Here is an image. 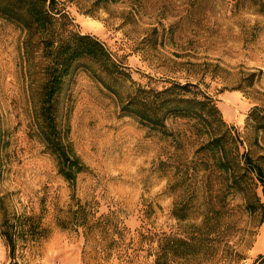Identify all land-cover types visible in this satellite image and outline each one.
Returning <instances> with one entry per match:
<instances>
[{
  "label": "rangeland",
  "instance_id": "rangeland-1",
  "mask_svg": "<svg viewBox=\"0 0 264 264\" xmlns=\"http://www.w3.org/2000/svg\"><path fill=\"white\" fill-rule=\"evenodd\" d=\"M91 1L56 5L74 30L104 42L137 83L191 82L212 97L240 136L236 160L242 165L246 152L264 169V132L245 127L248 111L264 108L261 2L119 0L91 9ZM47 62L36 36L0 15V264H61L52 253L56 242L80 251L84 264H154L157 237H188L191 224L200 223L204 189L183 182L199 186L204 179L201 168L185 170L201 140L184 119L168 118L160 131L123 115L120 98L130 83L113 96L78 70L58 94V127L86 167L71 188L39 137ZM241 189L220 192L217 204L233 215L223 210L214 243L201 249L215 256L200 264H253L264 254V208L254 199L256 193L264 203L261 181L248 173ZM184 201L181 221L173 210Z\"/></svg>",
  "mask_w": 264,
  "mask_h": 264
},
{
  "label": "trees",
  "instance_id": "trees-1",
  "mask_svg": "<svg viewBox=\"0 0 264 264\" xmlns=\"http://www.w3.org/2000/svg\"><path fill=\"white\" fill-rule=\"evenodd\" d=\"M117 1L119 0H92L90 8L97 9ZM256 1L264 5V0ZM86 13L94 15L91 11ZM131 13L133 12H128ZM0 15L20 25L28 34L36 36L42 46L43 56L48 60L45 79L40 88L39 137L47 151L54 155L58 173L71 188L75 185L77 173L86 167L70 143L62 136L63 133L58 127L57 111L58 94L65 81L76 71L83 70L88 73L113 96L119 97L118 90L122 88L123 83L129 82L130 91L123 99L120 98L119 110L123 115L135 118L141 125L151 130H165L168 118L187 121L189 132L201 142L195 149L196 159L185 170L188 173L189 168L192 170L201 168L205 175L199 186L198 182L183 183L191 189L199 187L204 189L201 196L203 203L201 220L198 224H191L193 231L188 237L166 234L157 237L156 247L152 253L153 263L200 264L209 258L212 259L215 256L214 252L207 254L201 249L214 243L215 238L212 234H217L220 230L219 217L224 213L223 210L233 215L230 208L217 204L224 199L223 193L220 195V192L224 189L240 192L242 179L248 173H254L261 181L264 198L262 163L252 162L246 152L241 153L242 165L236 160L240 136L235 129L226 124L212 97L201 92L191 82L168 81V84L161 88L137 83L104 42L92 34L72 28V19L64 9L57 8L56 0H0ZM248 76L252 78L254 73ZM249 85H252V81ZM245 127L253 134L264 132V108L253 106L247 113ZM1 136L0 121V142ZM2 166L0 155V175ZM211 174H215L219 180L212 182ZM254 199L256 204L264 208V203L260 202L256 193ZM185 202L173 210L174 217L181 221L186 218ZM2 222L5 223L6 220L3 219ZM2 236L11 249L13 247L11 234L5 230L2 231ZM253 264H264V254H258Z\"/></svg>",
  "mask_w": 264,
  "mask_h": 264
},
{
  "label": "crops",
  "instance_id": "crops-1",
  "mask_svg": "<svg viewBox=\"0 0 264 264\" xmlns=\"http://www.w3.org/2000/svg\"><path fill=\"white\" fill-rule=\"evenodd\" d=\"M55 244L56 245L52 248V253H55V257H58L57 259L60 260L61 264H84L80 257V251H77L76 248L68 246L58 248V243L56 242Z\"/></svg>",
  "mask_w": 264,
  "mask_h": 264
}]
</instances>
